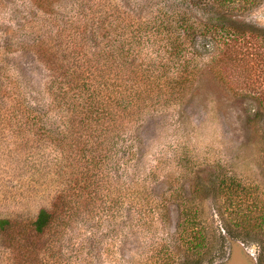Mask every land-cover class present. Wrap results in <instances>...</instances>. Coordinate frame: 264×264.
<instances>
[{"label":"rangeland","instance_id":"374dc122","mask_svg":"<svg viewBox=\"0 0 264 264\" xmlns=\"http://www.w3.org/2000/svg\"><path fill=\"white\" fill-rule=\"evenodd\" d=\"M121 2L0 0V264H264V0L184 74Z\"/></svg>","mask_w":264,"mask_h":264},{"label":"trees","instance_id":"16d2710c","mask_svg":"<svg viewBox=\"0 0 264 264\" xmlns=\"http://www.w3.org/2000/svg\"><path fill=\"white\" fill-rule=\"evenodd\" d=\"M121 1V5H124V9H121L122 15H127V10L131 11L132 8H135V6L139 5V3H141V8H146L147 11L150 12L151 18L148 22L150 27H153L151 30L155 34L158 33V37H156L154 41H151L152 44H155L159 51L163 47L164 52L174 59V61H176L180 72L184 74L188 73L187 69L192 70L194 68V72L199 69L197 51L205 50V47L212 45L214 42H216L215 45L217 47L219 46V42L222 40L226 41L228 36H235L237 38V36L240 35L238 32L241 31L235 30L231 24L234 22L238 23L239 20L235 21L233 17L246 12L249 7L260 2L261 0H185L186 2L184 4H178L176 6L166 5V0H140L138 2H136L137 0ZM73 2H75V0H73ZM207 4H213L212 8L215 6L219 8L226 7L227 10H231L229 12L230 14L216 11L214 12L213 16L207 17L206 20L200 19L199 13L202 9L204 10V7L207 6ZM88 15L92 16L91 25H95L93 20L97 21V15L94 12L87 14V16ZM86 19L89 21L90 18ZM127 25L129 26V20L127 21ZM127 44L129 47L126 51V55L122 53L123 56H126L124 59L129 58V55H131L133 52V50L128 52L130 48L133 47V44H131L129 41H127ZM117 55L120 57L122 56L121 54ZM143 56L145 57L144 54ZM113 60L114 61H109V65L104 66L111 68L113 74L111 75L113 77L115 76V80L121 83L125 88L128 86L129 82L135 83L136 78L130 75V73L126 70L128 65L125 67L124 71L121 68L122 64L120 63L119 58L114 57ZM102 75L103 73L101 71L99 74L97 73L98 77H102ZM91 77L92 73L89 78L90 81ZM180 81L184 80L180 79ZM89 85L90 90L94 92V94L100 92L98 90L99 86L97 79L94 78V84L92 85L93 87H91V82ZM104 97L105 96L102 95L101 99ZM117 100H121L119 96ZM30 103V101H26L24 106ZM116 103L118 104L117 101ZM95 104L90 107L87 106V108H91V110L94 112H96V108L101 109L95 106ZM49 221L50 214L43 209L39 210L32 222L34 230L36 232H41ZM4 223H6V220L0 219V226H2ZM221 240H223V237H221ZM197 241L199 242V240ZM197 241L192 240L191 245L196 247V245H199ZM187 264H199V262L189 261Z\"/></svg>","mask_w":264,"mask_h":264},{"label":"water","instance_id":"95a60500","mask_svg":"<svg viewBox=\"0 0 264 264\" xmlns=\"http://www.w3.org/2000/svg\"><path fill=\"white\" fill-rule=\"evenodd\" d=\"M228 251L226 257L214 264H255L252 252L248 251L240 241L226 237Z\"/></svg>","mask_w":264,"mask_h":264},{"label":"flooded vegetation","instance_id":"af4514ba","mask_svg":"<svg viewBox=\"0 0 264 264\" xmlns=\"http://www.w3.org/2000/svg\"><path fill=\"white\" fill-rule=\"evenodd\" d=\"M231 239H233V240H238V241H240L239 239H235L234 237H230ZM241 243H242V245L248 250V251H250V252H252V254L254 255V253H253V251L249 248V247H247L246 245H244V243L242 242V241H240ZM227 249H226V251H225V253H224V255L221 257V259H219L218 261H220V260H222L223 258H225L226 257V254H227V251H228V242H227ZM255 258V257H254ZM215 262H213L212 264H214ZM255 264H256V258H255Z\"/></svg>","mask_w":264,"mask_h":264}]
</instances>
